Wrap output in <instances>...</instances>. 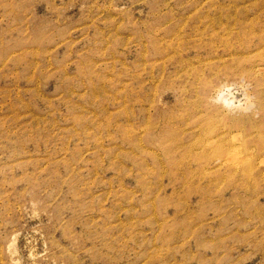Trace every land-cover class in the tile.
Wrapping results in <instances>:
<instances>
[{
  "label": "rangeland",
  "instance_id": "1",
  "mask_svg": "<svg viewBox=\"0 0 264 264\" xmlns=\"http://www.w3.org/2000/svg\"><path fill=\"white\" fill-rule=\"evenodd\" d=\"M0 264H264V0H0Z\"/></svg>",
  "mask_w": 264,
  "mask_h": 264
}]
</instances>
